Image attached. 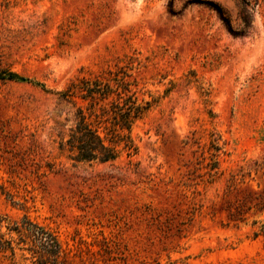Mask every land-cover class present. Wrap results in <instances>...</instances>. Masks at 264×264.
<instances>
[{
  "label": "rangeland",
  "instance_id": "1",
  "mask_svg": "<svg viewBox=\"0 0 264 264\" xmlns=\"http://www.w3.org/2000/svg\"><path fill=\"white\" fill-rule=\"evenodd\" d=\"M116 67L137 153L74 164L54 93ZM0 216L71 264H264V0H0Z\"/></svg>",
  "mask_w": 264,
  "mask_h": 264
},
{
  "label": "trees",
  "instance_id": "2",
  "mask_svg": "<svg viewBox=\"0 0 264 264\" xmlns=\"http://www.w3.org/2000/svg\"><path fill=\"white\" fill-rule=\"evenodd\" d=\"M224 22L230 28L229 21L224 19ZM244 25L248 26L246 22ZM130 77L123 68L116 67L101 76L75 79L63 91L54 93L58 104H66L72 109L71 126L66 138H61L58 145L68 160L74 164L104 165L115 162L121 152L127 157L137 153L131 131L148 112L150 104L138 101L131 90ZM6 78L32 83L13 73L7 74ZM215 151L219 148L215 147ZM213 164L216 169L218 162ZM18 255L31 264H71L58 237L49 228L27 216L18 222L0 216V257L16 264Z\"/></svg>",
  "mask_w": 264,
  "mask_h": 264
},
{
  "label": "clouds",
  "instance_id": "3",
  "mask_svg": "<svg viewBox=\"0 0 264 264\" xmlns=\"http://www.w3.org/2000/svg\"><path fill=\"white\" fill-rule=\"evenodd\" d=\"M128 23H131V21H126V22H125V26H127Z\"/></svg>",
  "mask_w": 264,
  "mask_h": 264
}]
</instances>
